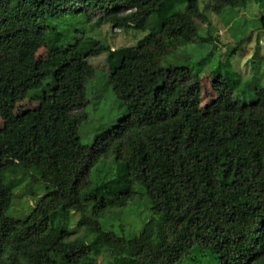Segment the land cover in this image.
I'll return each instance as SVG.
<instances>
[{
	"label": "trees",
	"instance_id": "obj_1",
	"mask_svg": "<svg viewBox=\"0 0 264 264\" xmlns=\"http://www.w3.org/2000/svg\"><path fill=\"white\" fill-rule=\"evenodd\" d=\"M167 1L0 0V264H264L262 74L257 69L241 95L239 73L216 72L215 99L203 105L196 74L141 50L159 35L167 44L161 58L218 40L199 35L196 19L212 30L199 0H178L172 9ZM253 4L264 7V0H210L206 9L230 11L232 24L239 8ZM76 17L89 29L148 33L125 61L109 63L105 79L126 115L89 145L72 112L85 107L84 90L97 73L89 58L111 48L84 41ZM64 20L82 37L58 26ZM258 20L264 29V15ZM242 40L223 54L227 65ZM103 159L120 163V177L94 184L90 174ZM20 170L40 174L34 178L46 190L24 220L7 215L18 186L7 174ZM136 185L148 197L150 220L130 237L104 230L100 219L127 207ZM74 213L84 234L73 240Z\"/></svg>",
	"mask_w": 264,
	"mask_h": 264
},
{
	"label": "rangeland",
	"instance_id": "obj_2",
	"mask_svg": "<svg viewBox=\"0 0 264 264\" xmlns=\"http://www.w3.org/2000/svg\"><path fill=\"white\" fill-rule=\"evenodd\" d=\"M199 1L200 10L204 18L212 25V30H210L203 19H196L199 35L209 38L210 34L213 33V36L218 37L217 41L204 45H187L174 52L170 51L165 58H161L162 55L167 53V44L165 38L159 35L156 37L158 42L156 45L148 42L141 50L149 54L154 60L161 61L164 67L185 66L193 74H196L202 81L203 105L211 103L215 99V93L210 86V81L216 72L219 71L224 75H227V73L240 74L243 85L238 90V93L241 95L247 89L248 84L254 80L257 69L262 74L260 84L264 86V29L258 20L259 17L264 15V7L260 4L261 8H257L253 4L245 9L239 8L236 11V13H239L235 19L236 21L232 22V24H227L226 15L230 11L226 10L218 16L212 13L210 9H206L210 0ZM167 2L170 9L178 4V0H168ZM80 19V17H76L73 23L78 30H85V34L83 35L84 41L93 38L100 44L111 48L110 55L102 54L98 57L89 58L91 70H94L98 74L95 73L89 79L87 88L85 90L84 88L82 89V91L84 90L85 107L72 112V116L77 121H80L78 133L81 143L89 145L99 133L114 126L118 120L126 115V106L117 98L112 87L108 85L105 79V76L109 73V63L121 64L125 61L128 49L137 46L148 33L132 30L126 32L123 29H115L109 25L89 29L88 25L78 24ZM96 19L97 17H94L93 22ZM61 24L64 25V28L71 29L70 35L72 37H82V35H78L74 31L75 29L71 28L72 25L66 23V20L63 23H59L58 26ZM240 39H243V48L240 52L231 55L227 65L226 57L223 54H231L233 49L238 45L236 41ZM258 47L257 59L254 60ZM45 55L46 52L43 50L39 53L40 58H43ZM108 58H111V60ZM89 73L90 71L88 70L82 75L83 81ZM86 81L85 84L87 83ZM250 95L251 93L248 94L247 101L252 99ZM240 98L244 99L243 97ZM25 106L29 105L26 103ZM1 125L0 122V127ZM120 166V163L114 161V159H110L109 161L103 159L92 169L90 179L94 184H98L116 179L117 177L119 178ZM34 176L40 178V174L32 172L26 174L23 170H20L17 176H11L10 173L7 174L6 181L8 184L10 182L18 183V186L13 188L14 199L7 212L9 217L18 220L26 219L34 209L33 206L37 198L45 194V182L35 180ZM135 192L136 196L134 200L127 207L108 211L100 219L104 230L112 231L120 236L130 237L138 233L150 220L152 213L144 188L136 185ZM80 220V216L75 213L68 220L67 229L73 232V236L71 237L73 240L84 234V231H77ZM58 261L60 264H64L61 259ZM83 264L88 263L84 262Z\"/></svg>",
	"mask_w": 264,
	"mask_h": 264
}]
</instances>
